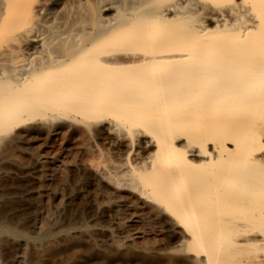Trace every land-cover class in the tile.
<instances>
[{"label": "bare ground", "instance_id": "obj_1", "mask_svg": "<svg viewBox=\"0 0 264 264\" xmlns=\"http://www.w3.org/2000/svg\"><path fill=\"white\" fill-rule=\"evenodd\" d=\"M47 2L0 0V264L146 221L121 244L264 264V0Z\"/></svg>", "mask_w": 264, "mask_h": 264}, {"label": "rangeland", "instance_id": "obj_2", "mask_svg": "<svg viewBox=\"0 0 264 264\" xmlns=\"http://www.w3.org/2000/svg\"><path fill=\"white\" fill-rule=\"evenodd\" d=\"M55 1L56 0H52V1L48 0L47 7H50L51 6L50 4L55 3ZM60 8H64L63 11L61 9V12H62V14L64 12L63 15H65L66 11H64V10H67L66 6H64V4H61V6L58 9H60ZM83 186H85V187L82 188ZM80 188H81V191L85 192L84 194L91 195L90 194L91 188L89 186L88 179L83 178ZM85 189H86V191H85ZM89 190H90V192H89ZM50 195L53 196L54 192H51ZM80 209H81V211H84L83 208H80ZM146 224L144 226H140V228L141 229L143 228V229L141 230L139 228L140 229V230L138 229L139 231L137 229H134V228H137L134 226L133 227L131 226L130 227L131 229L126 228L125 229L126 231L125 230L123 231V229L121 227L119 228V226H117L118 235L120 234V236H119L120 245H119V243L115 244V245L107 244V243H99V244L97 243V256H96V259H94V261L95 262L97 261V262L93 263L94 261H92L91 264H183V263H181L183 260L181 256L175 258V257H170L169 255L166 254V252H164L162 250H155V249L143 250L139 247H138L139 248L138 249L136 246H133V245L128 246V244H123V245L121 244V243L125 242V240H126L125 238H127L129 241L132 238H143V237L151 236L152 227L149 226V223L147 221H146ZM128 230H129V233H127ZM135 230H137V231H135ZM143 230H145L144 233L142 232ZM150 231H151V233H150ZM128 234L130 236L129 238L127 237ZM131 235L133 237H131ZM122 239L124 241H122Z\"/></svg>", "mask_w": 264, "mask_h": 264}]
</instances>
